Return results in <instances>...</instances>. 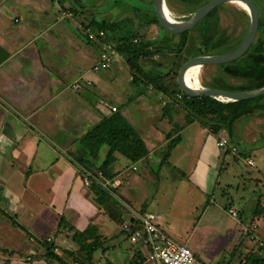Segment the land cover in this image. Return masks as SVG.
<instances>
[{
    "label": "crops",
    "instance_id": "obj_1",
    "mask_svg": "<svg viewBox=\"0 0 264 264\" xmlns=\"http://www.w3.org/2000/svg\"><path fill=\"white\" fill-rule=\"evenodd\" d=\"M91 1L94 6L105 2ZM91 1L0 0V264H59L45 256L41 242L54 243L57 254L65 258L63 250L79 248L72 239L75 231L86 230L99 236L103 244L95 253L94 264H155L149 249L132 244L124 232L123 224L136 217L123 202L141 213L155 214L159 226L192 249L200 260L239 264L248 253L256 252L255 240L261 234L256 224L246 225L240 218L238 210L244 202L239 194L236 198L226 192L228 202L221 207L226 221L224 214L210 207L215 203L214 194L232 185L228 173H235L223 165L224 150L217 146L220 138L209 135L203 140L187 171L177 172L179 168L171 162L182 140L167 164L162 163L157 152L165 142L159 139L161 123L154 115L159 106H141L145 93H137L138 102L124 94L129 86L122 84L117 71L111 73L116 60L103 72L106 80L98 77L100 72L92 71L99 62L101 46L87 39L84 28L93 20H106L97 19L89 7ZM111 98L120 102L113 100L107 111H102L99 103ZM115 103L137 131L144 128L139 134L149 154L137 163L117 155L110 170L115 178L123 179L117 190L121 199L113 196L116 202L101 205L92 185L84 184L85 168L76 158L93 160L82 139L112 114ZM133 103L136 108H129ZM137 109L143 112L142 124L133 116ZM107 152L108 148L102 147L91 172L97 171ZM212 168L217 171L215 175ZM169 178L179 181L175 200L185 196L188 202L192 198L188 210L198 211L197 220L187 225L190 231L185 234L168 222L160 200L157 211H150L163 191L160 183ZM231 210L238 216L234 217ZM61 218L69 227H60ZM208 229L213 234L201 237L205 234L200 231Z\"/></svg>",
    "mask_w": 264,
    "mask_h": 264
},
{
    "label": "rangeland",
    "instance_id": "obj_2",
    "mask_svg": "<svg viewBox=\"0 0 264 264\" xmlns=\"http://www.w3.org/2000/svg\"><path fill=\"white\" fill-rule=\"evenodd\" d=\"M102 1L105 2H101L100 0L101 3L96 6H94L95 4L93 1L89 2L93 3L89 4V7L93 9L98 20L105 19L106 21L113 22L131 19L136 29L142 36H144V38L146 37V39L156 42L155 46L174 48L173 52H164L160 55H156L150 60H141V65L149 74L156 73L157 71V76L164 77L165 83L170 87L171 90L178 91L179 89L176 83L180 67L184 63L195 58L196 55L200 53V51L208 46V38H202L201 31L198 30V28H192L187 31L189 32L188 43L180 53H177L176 48L180 44L179 41L182 36L171 35L158 25L147 24V21L153 15L154 0ZM254 1L259 7L260 16L264 19V0ZM166 3L168 7L167 10L170 9L173 15V20L177 22H186L187 18H192L194 16V12L197 9L188 5L186 0H166ZM218 13L220 17V29L226 32V34L231 38L230 44H237L243 38H246V34L249 31L251 22L250 13H247L239 4L234 2L223 5ZM114 65L117 66L113 67L114 69H112L111 73L117 71L119 73L118 76L120 80H122V84H127L129 86L128 92L124 94H127V96L131 98L135 97L134 102H138L136 101L138 93L137 88L132 83L133 72L122 55H119L116 58ZM201 76L200 89H208L212 86L217 87L220 86V84H226L240 88L246 83L240 78H235L229 75L226 70L221 67V65L202 67ZM98 77L103 78L104 80L107 78L103 72H100ZM144 93L145 95L143 96V99L146 101L144 102L142 101L143 99H140L139 103L141 106L146 108L150 107L149 104H151L152 107L159 106V109L154 115L156 121L161 123V126L159 125L161 128L159 130V139H164L165 142L161 150L157 152V156L161 159V161L164 159V153L166 152L167 145L170 142V140L166 139V137L172 134L178 126L185 127V129L181 132L182 143L174 152L175 155L172 157L173 159H171V162L173 165L179 168L177 169V172L181 173L182 171H187L190 168L191 163L195 161V156L203 140H206L209 135L210 138L214 139L212 132L209 128L203 127L199 123H194L193 126L188 127L189 125H187L186 118L187 112L180 108L177 103L173 102L160 93L153 85L145 89ZM179 98H181V96ZM113 100L117 103L120 102L119 99L115 100L114 98L107 99L105 101L102 100V102L99 103V108L102 111H107V106L110 105L111 101L113 102ZM134 105L135 103L130 104L129 108H136ZM114 106H117L116 103ZM117 108L118 112L121 111L119 106H117ZM133 113L136 114H133V116L138 119H136L137 123L142 124V110L137 109ZM151 117H153L152 114ZM143 130L144 128L140 129L139 131L142 133ZM235 134L237 143L239 144L238 146L231 143V140L225 131L221 132L219 137H217L218 139H228L231 144L229 147L232 148V145L236 146L238 152H232L230 155L225 156L223 165L227 164V166L233 168L235 172L228 173V180L232 185L230 187L225 185L223 188L224 190L220 189L217 192V195L214 194L215 203H211L210 207L214 208L215 211L222 213L225 216L226 214L223 209H221V207L225 205L226 202H228L227 196L229 194L226 192L230 191L236 196V198L237 194H239L238 197L241 196L240 200L244 202L243 207H240V210H238L239 214H242L243 221H245L246 225L249 223L256 224L258 226V234H261L259 235V238L256 237L257 239L255 240L257 241V244L254 245V247L257 251L261 247V244L264 243V215L259 218L253 217L254 212L259 210L260 207L264 206V112H259L254 115L245 116L238 119V121L235 123ZM240 152L245 153L248 155V157L243 158ZM248 159L253 160L256 165L254 167L249 166ZM216 168H218L217 171H220V166L217 165ZM164 170H168V172H170V169L164 168ZM217 171L215 168H212L211 174L213 173L215 175V172ZM160 185H163L160 186V189L163 191L160 192L158 198H156L154 203L151 205L150 211H157V204L161 201L160 208H163V211L166 210L165 216L168 222L172 225L174 224L179 226L181 232L185 234L187 231H190V228L187 225L192 224L197 220L196 215L198 211L191 213L190 210H188V203H192V198L191 201L188 202L187 199L184 198L185 196L178 197L182 200H178L177 198L176 200L178 201L175 200V189L180 185L179 181L177 182L173 180V178L162 181ZM224 192L225 194H223ZM182 209L185 210V214L181 213ZM214 209H212L211 212H213ZM125 219L127 218H124V221ZM223 219L226 221L228 217L225 216ZM200 232L201 234H205L203 236L199 234L201 237H210L214 231L208 229V231H205V233L204 231L202 232V230ZM242 246L244 247V245L239 247L243 249ZM254 247L252 246L251 248ZM235 262V264H238V261ZM24 264L30 263L25 262Z\"/></svg>",
    "mask_w": 264,
    "mask_h": 264
},
{
    "label": "trees",
    "instance_id": "obj_3",
    "mask_svg": "<svg viewBox=\"0 0 264 264\" xmlns=\"http://www.w3.org/2000/svg\"><path fill=\"white\" fill-rule=\"evenodd\" d=\"M210 1L186 0L188 5L197 8L194 15ZM222 7L223 5L214 9L199 24L198 27L200 28L201 36L202 38H208L209 44L200 51L196 57L229 54L237 50L244 42L245 38L237 44H230L231 38L226 32L220 29L218 11ZM245 11L249 13V11ZM189 19L191 18H187L186 20L188 21ZM147 24L160 26L154 8L153 15L147 21ZM87 28H92L93 31L97 32L103 31L105 33L104 38H100L99 42L114 44L119 55L123 56L133 72L132 83L137 88L138 93L144 94L145 89L153 85L160 93L177 103L180 108L187 112V125L199 123L203 127L209 128L212 135L215 137H219L220 133L225 131L231 143L238 146L239 144L237 143L235 134L236 121L245 116L264 112V96L241 102H222L214 98H190L180 91L177 83L176 85L179 90H171L165 83L164 77L157 76V71L153 74L146 72L141 65V60H150L156 55H160L164 52H173L174 48L155 46L156 42L148 40L146 37L144 38L136 29L131 19L116 23L93 20L88 26L86 25L84 29ZM160 28L162 27L160 26ZM187 36L188 33L182 35L179 41L180 44L176 48L177 53H180L188 43ZM221 67H223L229 75L240 78L246 83L240 88L226 84H220V86H212L210 88L245 92L264 87V19L262 17L257 39L250 50L237 61L221 65ZM191 73L192 71L189 75V81L192 85L197 86ZM180 96L181 98H179ZM111 112L112 114L110 116L105 117L98 126L82 139V145L93 160H85L81 157L78 159L76 158L77 163L85 169L94 171L96 165L93 161L98 159L100 150L102 147L106 146L108 152L105 160L96 170L103 172L104 176L108 179L116 177V175L111 173L110 169L117 161V155L123 156L131 163H137L146 158L149 154L145 142L128 119L121 112H113L112 110ZM184 128L185 127L178 126L175 131L167 137L170 142L163 156V164H167L172 150L182 139L181 132ZM223 150L225 156L233 152L230 147ZM241 155L243 158L248 157L245 153H241ZM92 189L96 192L101 205H105L106 202L115 201L111 193L95 182L92 184ZM229 207L230 206L227 205V210ZM263 215L264 208L260 207L259 210L254 212L253 217L259 218ZM240 218L243 219L242 214ZM136 224L138 223L136 222ZM67 226V220L61 218L60 227L65 228ZM70 230L73 231L72 228H70ZM124 232L129 236L126 231ZM72 239L78 244L79 248L76 251L63 250L66 258L57 254L54 243L49 241L41 242L46 251L45 256L51 261H56L59 264H94L95 253L103 249L101 238L99 236H93L91 230H86L84 232L75 231ZM239 264H264V243L256 252L248 253Z\"/></svg>",
    "mask_w": 264,
    "mask_h": 264
},
{
    "label": "built area",
    "instance_id": "obj_4",
    "mask_svg": "<svg viewBox=\"0 0 264 264\" xmlns=\"http://www.w3.org/2000/svg\"><path fill=\"white\" fill-rule=\"evenodd\" d=\"M85 35L92 42H98L101 46V54L99 62L93 67V72H104L109 70L119 56L114 44L107 42H99L100 38H104L103 31L93 32L91 29L85 30ZM77 87V86H76ZM117 112V107L112 109ZM230 142L226 138H220L217 146L220 149L229 147ZM233 153L238 152L236 146H231ZM249 166H255L253 160L248 159ZM135 169V168H134ZM84 184L91 186L93 182L101 186L103 189L109 191L115 198L121 199L117 190L123 185L122 178L108 179L103 172H91L83 169ZM124 207L131 211L136 219L133 222L123 224V230L129 234V239L132 244H141L149 249V258L155 264H208L200 260L195 252L188 246L177 242L174 238L169 236L158 224L157 216L153 213H141L139 210L133 208L126 202H123ZM230 213L238 216V212L231 210ZM136 222L138 224H136ZM251 239H254L253 237ZM263 243L261 244V247Z\"/></svg>",
    "mask_w": 264,
    "mask_h": 264
},
{
    "label": "water",
    "instance_id": "obj_5",
    "mask_svg": "<svg viewBox=\"0 0 264 264\" xmlns=\"http://www.w3.org/2000/svg\"><path fill=\"white\" fill-rule=\"evenodd\" d=\"M231 2H240L247 6L249 9L251 22L249 32L242 45L232 53L217 56H199L195 57L188 62L184 63L178 72L177 84L180 91L190 98H214L217 100L227 102H241L251 99H256L264 96V87L252 90V91H231L221 89H194L190 87L185 80V73L192 67H204V66H217L224 65L234 61H237L243 57L252 47L257 39L261 16L260 10L254 0H212L207 5L202 7L190 20L186 22H176L170 20L167 15V4L166 0H154V10L158 18L160 26L175 36H182L187 32V28L191 27L196 29L199 24L216 8ZM198 30L200 28L198 27ZM188 38V36H187Z\"/></svg>",
    "mask_w": 264,
    "mask_h": 264
},
{
    "label": "bare ground",
    "instance_id": "obj_6",
    "mask_svg": "<svg viewBox=\"0 0 264 264\" xmlns=\"http://www.w3.org/2000/svg\"><path fill=\"white\" fill-rule=\"evenodd\" d=\"M234 3L239 4L244 10L249 11V9L247 8V6H246L245 4L240 3V2H234ZM235 8H236V7H235ZM239 10H240V9H239ZM240 11H241V10H240ZM174 12H175V11H174ZM167 15H168V18H169L170 20H173V15H172L170 9L167 10ZM190 29H192V28H191V27H188V28H187V31H189ZM201 68H202V67H199V66H197V67H192V68H190V69L185 73V75H184L187 84H188L190 87L194 88V89H200V83H201V77H202V76H201ZM191 71H192L191 74H192L193 79H194V81H195V83H196L197 86L192 85V84L190 83V81H189V74H190ZM202 72H203V71H202ZM202 74H203V73H202Z\"/></svg>",
    "mask_w": 264,
    "mask_h": 264
}]
</instances>
